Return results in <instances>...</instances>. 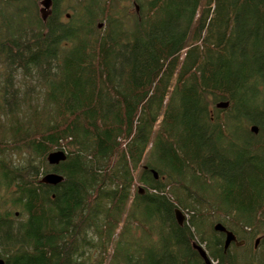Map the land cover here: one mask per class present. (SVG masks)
<instances>
[{
	"label": "trees",
	"instance_id": "1",
	"mask_svg": "<svg viewBox=\"0 0 264 264\" xmlns=\"http://www.w3.org/2000/svg\"><path fill=\"white\" fill-rule=\"evenodd\" d=\"M39 4L0 0V191L17 194L35 215L43 211L40 187H63L70 203L82 190L93 206L112 182L110 210L132 196L143 131L159 125L160 140L169 135L175 143L167 153L175 168L186 166L189 154L211 180L209 168L230 206L262 211L264 157L251 161L244 178L226 182L216 174L235 149L229 143L221 150L215 134L225 135L227 113L248 133L238 148L264 151V0H52L44 21ZM14 10L24 19L13 27ZM222 101L227 107L216 106ZM37 145L44 161L63 151L73 173L89 159L93 192L73 176L56 185L24 179L33 169L26 153ZM152 197L156 211L168 212V240L171 233L185 245L186 260L199 258L192 232L177 224L175 202L161 193L140 195ZM216 242L209 257L223 264L227 248Z\"/></svg>",
	"mask_w": 264,
	"mask_h": 264
},
{
	"label": "rangeland",
	"instance_id": "2",
	"mask_svg": "<svg viewBox=\"0 0 264 264\" xmlns=\"http://www.w3.org/2000/svg\"><path fill=\"white\" fill-rule=\"evenodd\" d=\"M26 2H23L24 6ZM126 4L130 5L132 12L137 11L131 2ZM66 7L72 5L66 4ZM68 13L71 14L72 10ZM8 17L13 27L24 19L16 10L9 12ZM102 25L100 23L99 27ZM223 116L227 131L224 129L225 135L216 133L215 139L221 150L228 148L229 143L235 150L229 153L228 161L220 165L216 175L231 182L244 178L251 169V161H261L264 151L253 153L252 150H240L239 143L247 140L248 133L237 119L227 113ZM160 127L156 125L154 129L143 131L145 136L141 150L144 148V153L133 165L135 182L132 196L122 198L110 210V192L116 189L112 182L102 187L103 197L93 206L87 203L82 190L79 198L70 203L63 187H58L55 193L49 186L40 187L37 192L43 196V211L35 215L27 212L25 202L20 204L17 194L10 196L2 189L0 259L3 264H204L200 256L186 260L185 245L176 244L171 233L168 240V227L163 220L167 210L161 207L156 211L158 201L153 197L140 198V195L156 193L175 202L174 217L176 208L182 211L184 220L177 224L192 232L191 247L195 242L206 249L208 255L212 252L217 254L219 245L216 239L225 240L223 233L213 230L214 225L220 223L235 236V241L226 247L223 263L264 264V205L262 211L257 210L258 213L230 206L225 196L221 194V197L217 192L219 185L209 168L205 167L204 171L211 180L198 173L204 165L202 161L196 163L189 154V163L187 161L183 168H175L167 155L175 143L168 141L169 135L168 138L166 135L165 141L160 140ZM40 151L41 146L37 145L26 153L30 154L33 169L26 173L24 179L42 180L47 173L55 172L63 177L62 181L73 176L93 192L96 184L87 174L91 168L89 159L82 158L84 169L77 164L73 173L66 168L64 160L57 163L42 160ZM179 237L184 239L186 235L179 232ZM216 260V257L211 258L213 264H217Z\"/></svg>",
	"mask_w": 264,
	"mask_h": 264
},
{
	"label": "water",
	"instance_id": "3",
	"mask_svg": "<svg viewBox=\"0 0 264 264\" xmlns=\"http://www.w3.org/2000/svg\"><path fill=\"white\" fill-rule=\"evenodd\" d=\"M41 8L39 10L40 16L42 20L44 21L47 17V15L50 13V9L52 6V0H41L40 1ZM228 102L227 101H222L216 104L217 107L219 108H225L227 107ZM251 130L253 132H257L256 126H252ZM66 157V154L61 151V150H56V151H51L47 154V160L49 163H57L60 160H64ZM63 177L55 172H50L44 175L42 178V182L51 184V185H56L62 181ZM175 213V219L178 224L184 220V215L182 214V211L178 208L174 210ZM214 230L219 231L224 234L225 240H224V248L228 247L230 242L235 241V236L234 234L227 230L222 224L217 223L214 225ZM192 247L197 251L198 255L202 258L204 264H212V261L210 257L208 256V253L206 249H204L201 245L198 243L193 242ZM4 261L0 259V264H3ZM223 264H231L229 262H224Z\"/></svg>",
	"mask_w": 264,
	"mask_h": 264
},
{
	"label": "flooded vegetation",
	"instance_id": "4",
	"mask_svg": "<svg viewBox=\"0 0 264 264\" xmlns=\"http://www.w3.org/2000/svg\"><path fill=\"white\" fill-rule=\"evenodd\" d=\"M259 239V238H258ZM193 243V242H192Z\"/></svg>",
	"mask_w": 264,
	"mask_h": 264
}]
</instances>
